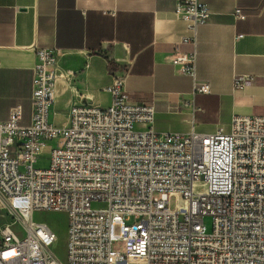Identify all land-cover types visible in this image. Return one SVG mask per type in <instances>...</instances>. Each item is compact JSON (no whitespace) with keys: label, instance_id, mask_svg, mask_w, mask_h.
<instances>
[{"label":"built area","instance_id":"obj_1","mask_svg":"<svg viewBox=\"0 0 264 264\" xmlns=\"http://www.w3.org/2000/svg\"><path fill=\"white\" fill-rule=\"evenodd\" d=\"M176 13L193 49H176L173 64L195 78L198 29L211 12L181 0ZM61 53L37 50L31 123H21V105L0 120V264H264V114H236L229 130L159 131L155 102L134 101L116 79L109 106L73 104L58 124ZM195 87L211 90L207 81ZM36 211L67 214L65 260Z\"/></svg>","mask_w":264,"mask_h":264},{"label":"crops","instance_id":"obj_2","mask_svg":"<svg viewBox=\"0 0 264 264\" xmlns=\"http://www.w3.org/2000/svg\"><path fill=\"white\" fill-rule=\"evenodd\" d=\"M180 1L0 0V120L21 105V123H31L38 49L69 54L63 66L75 72L72 82L56 76L52 119L58 124L76 92L109 106L116 73L134 101L155 102L159 131L188 132L195 125L209 133L228 128L236 114H264V0H202L211 17L198 29L195 78L173 64L176 49H193L183 41ZM237 9L245 18H237ZM236 78L247 79L242 89ZM199 81L210 83L209 93L196 89Z\"/></svg>","mask_w":264,"mask_h":264},{"label":"rangeland","instance_id":"obj_3","mask_svg":"<svg viewBox=\"0 0 264 264\" xmlns=\"http://www.w3.org/2000/svg\"><path fill=\"white\" fill-rule=\"evenodd\" d=\"M64 117H62L63 119ZM197 130H205L210 129L206 127H196ZM218 129V128H216ZM226 130H229V127L226 128ZM50 146L56 145V141H50L48 143ZM48 156V149L43 152L42 157L40 158L38 165L39 166H46L47 161L46 158ZM171 207H175V197H172L171 199ZM34 219L41 222H47L49 223L57 232L58 234V242L54 247V251L58 254V256L65 260L67 255V232H68V216L64 211H36L34 214ZM206 222L209 224L211 222V219L209 217L206 218ZM1 223V220H0ZM15 232L20 236H24V232L21 227L15 226L14 227ZM118 231V228H117ZM123 245L120 244L118 248H122Z\"/></svg>","mask_w":264,"mask_h":264},{"label":"water","instance_id":"obj_4","mask_svg":"<svg viewBox=\"0 0 264 264\" xmlns=\"http://www.w3.org/2000/svg\"><path fill=\"white\" fill-rule=\"evenodd\" d=\"M70 55L69 54H64L62 56H59L56 60V76H63L66 75V77L72 82V79L74 78L75 72L72 70H68L63 66V61L67 59ZM116 79H122L121 76L116 73L115 74ZM92 103L91 98L88 96H83L78 94L77 92L75 93V102L74 105H88Z\"/></svg>","mask_w":264,"mask_h":264}]
</instances>
